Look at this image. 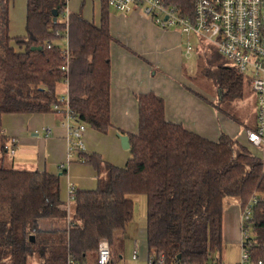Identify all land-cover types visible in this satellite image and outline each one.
I'll return each instance as SVG.
<instances>
[{"label":"trees","instance_id":"trees-1","mask_svg":"<svg viewBox=\"0 0 264 264\" xmlns=\"http://www.w3.org/2000/svg\"><path fill=\"white\" fill-rule=\"evenodd\" d=\"M162 2L192 18L194 0ZM9 3L0 0V120L3 113L64 115V102L62 110L52 109L64 82L72 122L106 133L114 40L107 1L100 0L94 22L81 8L68 11L65 0H25L20 35L8 32ZM218 81L221 101L242 98L249 89L236 66H221ZM136 100L137 131L127 135L123 166L70 149L68 161L91 165L97 179L92 189H74L70 209L60 199V174L0 166V264H67L69 256L96 264L100 239L108 241L114 264L112 245L132 220V195L146 199L147 264L160 256L164 264H221L223 201L235 198L241 210L251 196L249 251L252 261L264 262V172L245 139L221 133L210 140L167 121L164 100L154 92Z\"/></svg>","mask_w":264,"mask_h":264},{"label":"crops","instance_id":"crops-1","mask_svg":"<svg viewBox=\"0 0 264 264\" xmlns=\"http://www.w3.org/2000/svg\"><path fill=\"white\" fill-rule=\"evenodd\" d=\"M22 2L25 19V0ZM99 4L100 0H68L67 8L68 11L81 8L86 18L97 22ZM109 30L114 39L110 45L111 126L106 133L85 128L82 141L86 152L98 153L103 160L123 166L129 152L121 147L118 133H136V95L150 91L163 98L167 121L179 123L210 140H217L221 133L235 138L240 136L245 127L237 121L219 117L210 100L197 94L194 84L189 81L183 58L188 59L194 50L190 36L178 28H160L139 9L121 13L110 8ZM9 34L16 35L10 28ZM187 42L193 50H187ZM56 92L65 95L66 84L59 83ZM64 119V115L57 112L3 113L0 134L5 138L0 141L4 143L5 151L13 150L10 153L11 168L60 173V199L70 209L69 187L92 189L97 179L91 165L68 161L70 137ZM70 124L74 125L72 120ZM239 219L238 202L229 201L223 211L222 252L226 259L230 254V264H235L239 258Z\"/></svg>","mask_w":264,"mask_h":264},{"label":"built area","instance_id":"built-area-1","mask_svg":"<svg viewBox=\"0 0 264 264\" xmlns=\"http://www.w3.org/2000/svg\"><path fill=\"white\" fill-rule=\"evenodd\" d=\"M66 4L68 0H65ZM110 8L127 13L139 9L160 28L179 27L187 37L197 35L206 42L217 46L218 51L229 58L248 81L254 93L255 122L253 127L242 129L240 136L254 149V155L261 161L264 172V0H194L192 18L181 16L175 6L165 5L162 0H106ZM66 9H68L66 7ZM187 50L193 47L187 42ZM64 69V67H61ZM61 95L52 105L54 111L62 110L64 102V120L68 126L70 146L84 149L82 135L85 125H71L72 115L68 108L67 97ZM13 150L10 149V153ZM75 187L68 189L70 199ZM256 198L251 196L240 210L239 258L235 264H264L262 260L252 261L250 254L251 240L248 222L251 219L252 206ZM137 258V250H132V259ZM67 264H80L73 257H68ZM86 264V263H82ZM96 264H112L111 249L106 239L97 244ZM157 264H164L163 256ZM212 264V263H210Z\"/></svg>","mask_w":264,"mask_h":264},{"label":"rangeland","instance_id":"rangeland-1","mask_svg":"<svg viewBox=\"0 0 264 264\" xmlns=\"http://www.w3.org/2000/svg\"><path fill=\"white\" fill-rule=\"evenodd\" d=\"M23 0H10L8 7V32L10 30L16 35L24 33V2ZM22 2V3H21ZM13 18V26L11 25ZM10 25V26H9ZM178 28L179 27H175ZM186 37H184L185 40ZM190 43L194 50L190 57L183 58V63L187 64L189 81L194 84L196 93L203 99L208 98L213 109L219 114V117L237 121L240 126L253 127L255 122L254 93L245 87L242 98L221 101L222 90L218 86L221 66H235L234 63L222 55L216 45L206 42L197 35H190ZM185 74V70L183 72ZM243 128V127H242ZM251 152L253 148L248 146ZM9 151L2 150L0 147V166L9 168L12 156ZM11 159V160H10ZM133 199V217L127 225L125 232H117L113 249L117 251L118 257L114 264H147V243H146V199L144 195H132ZM229 201H235V198H225L223 207L227 206ZM136 248L137 258L132 259V250ZM227 259L222 252L223 264H230L229 256Z\"/></svg>","mask_w":264,"mask_h":264},{"label":"water","instance_id":"water-1","mask_svg":"<svg viewBox=\"0 0 264 264\" xmlns=\"http://www.w3.org/2000/svg\"><path fill=\"white\" fill-rule=\"evenodd\" d=\"M56 10H53V20H56ZM41 47H32V49H40ZM118 137L120 139V145L122 148L124 149H128L129 148V139L127 135H123V134H119L118 133ZM60 174V173H59ZM31 239H33V236L30 237Z\"/></svg>","mask_w":264,"mask_h":264}]
</instances>
